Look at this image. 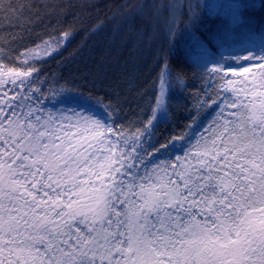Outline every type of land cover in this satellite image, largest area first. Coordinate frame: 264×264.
Here are the masks:
<instances>
[{
    "label": "snow or ice",
    "instance_id": "obj_1",
    "mask_svg": "<svg viewBox=\"0 0 264 264\" xmlns=\"http://www.w3.org/2000/svg\"><path fill=\"white\" fill-rule=\"evenodd\" d=\"M250 6L199 5L225 22L189 35L202 93L159 142L170 81L184 85L167 57L151 114L118 124L94 88L37 86L40 46L18 53L4 34L31 6L0 0V264H264V28L241 15ZM153 7L174 24L183 5Z\"/></svg>",
    "mask_w": 264,
    "mask_h": 264
},
{
    "label": "trees",
    "instance_id": "obj_2",
    "mask_svg": "<svg viewBox=\"0 0 264 264\" xmlns=\"http://www.w3.org/2000/svg\"><path fill=\"white\" fill-rule=\"evenodd\" d=\"M22 28L6 29L4 34L14 41L17 52L35 49L52 38L70 33L65 44L54 55L41 59L34 67L45 82L37 85L47 90L55 79L56 86L66 81L83 89L94 88L95 94L111 99L119 109L118 124L141 117L147 119L158 94V75L165 57L172 70L184 76L181 86L170 81L167 94V116L155 128L156 138L178 134L195 115V94L202 89L193 75L195 65L186 56V44L191 33L202 38L225 22L221 16H209L199 7L229 0H24ZM177 2L183 5L174 24H170L167 7L157 12L154 5ZM251 6L241 15L258 30L264 28V0H240ZM199 13L192 22L188 5ZM2 27V24H0ZM175 30L170 40L169 28ZM16 66H19L17 63ZM11 95V93H10Z\"/></svg>",
    "mask_w": 264,
    "mask_h": 264
},
{
    "label": "rangeland",
    "instance_id": "obj_3",
    "mask_svg": "<svg viewBox=\"0 0 264 264\" xmlns=\"http://www.w3.org/2000/svg\"><path fill=\"white\" fill-rule=\"evenodd\" d=\"M213 4H216V2H214ZM212 4V5H213ZM49 42V44H50V47L47 49V51H51L52 49H54V48H57L58 47V45L56 44V43H52V41H48ZM65 44V40H62L61 41V43H60V45H59V47L60 46H63ZM39 51H40V56L42 57V59H46V58H48V57H50V56H45L44 55V52H45V44H43V45H41L40 47H39ZM56 52H54L52 55H54ZM51 55V56H52ZM157 91H159V85H158V87H157ZM166 99H167V97H166ZM165 118H162V121L164 120Z\"/></svg>",
    "mask_w": 264,
    "mask_h": 264
}]
</instances>
